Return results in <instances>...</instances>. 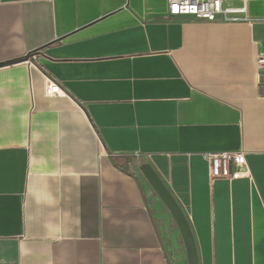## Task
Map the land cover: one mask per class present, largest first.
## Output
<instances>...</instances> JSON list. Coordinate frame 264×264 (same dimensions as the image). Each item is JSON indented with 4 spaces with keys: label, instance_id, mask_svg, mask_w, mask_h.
Returning <instances> with one entry per match:
<instances>
[{
    "label": "crops",
    "instance_id": "1",
    "mask_svg": "<svg viewBox=\"0 0 264 264\" xmlns=\"http://www.w3.org/2000/svg\"><path fill=\"white\" fill-rule=\"evenodd\" d=\"M247 14L0 0V63L20 60L0 66V264H187L124 157L164 181L198 264H264V0ZM217 151H242L251 178H211Z\"/></svg>",
    "mask_w": 264,
    "mask_h": 264
},
{
    "label": "built area",
    "instance_id": "2",
    "mask_svg": "<svg viewBox=\"0 0 264 264\" xmlns=\"http://www.w3.org/2000/svg\"><path fill=\"white\" fill-rule=\"evenodd\" d=\"M250 0H167L171 17H192L203 21L252 22L247 14ZM264 74V56L259 57ZM31 66L35 67L32 63ZM44 94L48 97L65 95L58 82L44 75ZM210 165L211 178H251L245 154L242 151H217L205 154Z\"/></svg>",
    "mask_w": 264,
    "mask_h": 264
},
{
    "label": "water",
    "instance_id": "3",
    "mask_svg": "<svg viewBox=\"0 0 264 264\" xmlns=\"http://www.w3.org/2000/svg\"><path fill=\"white\" fill-rule=\"evenodd\" d=\"M26 59H28V56L24 57L21 60ZM17 61L20 60L1 62L0 66L8 65ZM139 169L144 178L147 180V182L150 184L152 189L155 191V193L158 195L162 203L171 214L183 241L187 264H198V255L194 236L188 219L181 206L178 204L164 181L149 163L141 164L139 166Z\"/></svg>",
    "mask_w": 264,
    "mask_h": 264
},
{
    "label": "rangeland",
    "instance_id": "4",
    "mask_svg": "<svg viewBox=\"0 0 264 264\" xmlns=\"http://www.w3.org/2000/svg\"><path fill=\"white\" fill-rule=\"evenodd\" d=\"M262 80L264 81V74L262 76ZM126 165L131 166V168L138 173V176L141 178L145 186V189L148 190V198L150 199L152 206H154L155 215H156L157 223L159 225L160 233L162 235V239L167 244L168 249L172 250L170 251L171 258L173 260L175 259L178 260V256L181 255V258L185 260L184 250H182L183 247L182 238L180 236L178 228L171 214L169 213L165 205L162 203L158 195L155 193V191L152 189L150 184L144 178L142 173L140 172L139 163L129 162Z\"/></svg>",
    "mask_w": 264,
    "mask_h": 264
},
{
    "label": "trees",
    "instance_id": "5",
    "mask_svg": "<svg viewBox=\"0 0 264 264\" xmlns=\"http://www.w3.org/2000/svg\"><path fill=\"white\" fill-rule=\"evenodd\" d=\"M111 156H112V160H113L114 164H116V166H117L116 160L118 159V156H115V155H111ZM122 160H123V164H127L130 162V159L127 157H124Z\"/></svg>",
    "mask_w": 264,
    "mask_h": 264
}]
</instances>
